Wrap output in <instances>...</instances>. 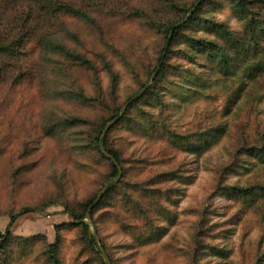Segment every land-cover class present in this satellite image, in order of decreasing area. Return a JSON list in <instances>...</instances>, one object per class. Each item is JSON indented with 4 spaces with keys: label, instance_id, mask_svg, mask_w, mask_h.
<instances>
[{
    "label": "rangeland",
    "instance_id": "rangeland-1",
    "mask_svg": "<svg viewBox=\"0 0 264 264\" xmlns=\"http://www.w3.org/2000/svg\"><path fill=\"white\" fill-rule=\"evenodd\" d=\"M201 2L197 21L186 25ZM174 3L179 16L161 0H107L91 10L94 21L68 25L75 37L60 23L48 31L92 67L61 59L52 72L34 41L26 61L1 75L0 239L8 243L0 264H51L57 227L62 264H103L90 243L95 233L115 264H264L263 32L256 60L227 50L235 71L224 76L221 49L202 47L224 45L213 24L236 36L246 30L231 1ZM251 9V19H264L263 4ZM178 20L186 27L162 70L166 29ZM21 73L22 85H14ZM126 105L107 137L125 178L96 216L99 233L93 220H82L86 234L68 226L70 212L81 214L103 191L111 165L95 147V132L124 116ZM52 127L58 130L47 136Z\"/></svg>",
    "mask_w": 264,
    "mask_h": 264
},
{
    "label": "trees",
    "instance_id": "trees-1",
    "mask_svg": "<svg viewBox=\"0 0 264 264\" xmlns=\"http://www.w3.org/2000/svg\"><path fill=\"white\" fill-rule=\"evenodd\" d=\"M107 0H0V77L4 72H10L13 68H17L21 62L26 61L25 59L29 55L27 49L28 47L34 43V48H38L41 54L44 55V61L47 64V67L50 71H57L60 68V60L67 59L71 67H92V62L88 60L86 57L76 53L71 50L64 41L60 40L59 35L53 34L50 31V28L53 24L60 23L63 25L64 29L68 31V35L70 37H75L74 32L68 28V25H71L73 21H81V22H91L94 21L92 14L90 13L94 8H101ZM162 2L168 4L172 8L175 9L177 15L179 16L180 7L174 3V0H161ZM232 3V11L237 20L240 22H244L246 26V30L240 35H234L231 31H229L224 25L221 24H213L212 29L216 28L217 31L213 30L212 33L220 39L221 43L226 45L225 49H222L221 46L212 43V45H207L202 47V51H209L210 48L216 47L219 50V56H222V60L225 58V64L219 71L224 76H230L235 71V67L230 66V62L233 58H231V54L226 55L227 50L236 53L242 61H246L249 63L252 57L256 60V54L263 52L261 48V42H256V34L263 32L264 36V19L263 18H253L252 17V9L251 6L259 3L264 5V0L258 1H249V0H230ZM22 4V5H21ZM203 2L198 5V8L195 10V13L187 22L186 25L192 24L193 21H197L198 10L203 6ZM21 5V6H19ZM197 7V6H195ZM194 8V7H193ZM187 12H191V10H186ZM69 23V24H68ZM179 20L174 21L173 23L168 25L166 29V39L171 41L168 42V48L163 49L162 55L159 58V64L162 67V70L166 66L167 55L170 53L171 44L177 40L178 37L184 32L186 26H179ZM42 31V32H41ZM171 37V38H170ZM264 38V37H263ZM69 41H72L68 38ZM188 45L193 50H200V43L189 39ZM253 45L255 48L253 49ZM251 50H254L255 54L251 56ZM240 52V53H238ZM167 54V55H166ZM240 65L237 66L239 69ZM257 67H260L259 64ZM256 69V68H255ZM261 69V68H260ZM24 73H21L17 80L14 81V85L21 86V76ZM33 79V75L31 78L27 76L26 78ZM142 99V96H137L131 99V105L136 104L138 101ZM130 110V107L126 108L123 113L124 116H120L119 113L109 118L107 121L100 124L95 132L94 144L99 154L111 165V173L106 180V185L110 180L115 179L119 176V168L118 166L109 158H107L102 150H104L111 155L120 167L123 170L122 178L119 182L113 181L110 183L107 192L101 199V201L91 210V218L95 224L97 232L99 233V227L97 223V214L101 210L104 204H107L110 198L116 192L118 185H120L125 178V170L122 164V160L113 149L108 147L107 137L109 133L113 130V128L120 124L127 112ZM121 117V118H120ZM120 118V120L111 127L107 136L102 139V135L104 130L106 129V123L112 122L116 119ZM69 121H64L63 126L69 125ZM68 127V126H67ZM58 130L56 127L48 128L45 130L47 136L54 135ZM192 144L189 142L186 149H192ZM196 149V148H194ZM186 151V150H185ZM164 177V178H163ZM168 176L164 175L159 179H166ZM104 186V188L106 187ZM97 198L88 201L81 214L70 212V216L75 220L74 223L68 225L69 227H78L81 226L83 230H85L86 234L90 233V226L85 222H82L83 219L86 218L87 212L90 210L92 204L95 202ZM30 210L23 211V213L28 212ZM17 216L13 217V220ZM81 222V223H79ZM57 241L55 244L49 245V261L51 264H62L60 259V227H57ZM9 232V230H8ZM155 233L153 232L154 236ZM8 241L0 239V251L4 249L7 245ZM90 243L95 247L100 257H102V252L99 250L96 240L93 235L90 236ZM105 252L109 257L112 264L114 260L110 253L108 252L107 246L104 245ZM103 264H107L102 257Z\"/></svg>",
    "mask_w": 264,
    "mask_h": 264
},
{
    "label": "water",
    "instance_id": "water-1",
    "mask_svg": "<svg viewBox=\"0 0 264 264\" xmlns=\"http://www.w3.org/2000/svg\"><path fill=\"white\" fill-rule=\"evenodd\" d=\"M126 108H127V105L124 106V108H123V113L125 112ZM121 117H122V116H121ZM121 117H120V118H121ZM120 118H118V119H116V120H114V121H112L111 123L108 124L106 130L104 131V133H103V135H102V139L105 138V137L107 136V134H108L109 130L111 129V127L114 126V125L120 120ZM101 150H102L103 154H104L107 158H109L110 160H112V161L118 166V168H119V176H118L117 178L112 179V180L109 181V183H108V184L106 185V187L103 189V191L101 192V194L98 196V198H97V199L95 200V202L92 204L90 210H89L88 213H87V217H86V219H87L90 223H92V219H91V215H90L91 210H92V209H93V208H94V207H95V206L101 201V199L103 198V196H104L105 193L107 192L110 183L113 182V181H118L119 179L122 178V175H123V170H122V168L120 167V165L117 163V161H116L111 155H109V154L104 150L103 147H101ZM95 238H96V241L99 243V238L97 237L96 233H95ZM101 252H102V254H103V257H104L106 263H107V264H112L111 261H110V259H109V257L107 256V254H106V252L104 251L103 248H101Z\"/></svg>",
    "mask_w": 264,
    "mask_h": 264
}]
</instances>
